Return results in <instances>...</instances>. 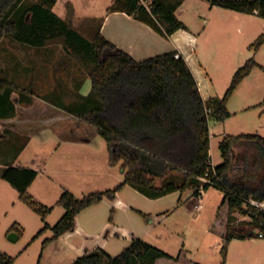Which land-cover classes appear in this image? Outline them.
Listing matches in <instances>:
<instances>
[{"label":"trees","instance_id":"obj_1","mask_svg":"<svg viewBox=\"0 0 264 264\" xmlns=\"http://www.w3.org/2000/svg\"><path fill=\"white\" fill-rule=\"evenodd\" d=\"M58 1L0 0V43L7 35L36 47L62 41L66 50L80 58L92 80V91L83 104L70 105L72 113L98 130L106 141L110 165L120 166L125 179L114 189L83 197L65 190L54 206H46L29 192L39 172L26 167H7L2 178L16 188L20 200L44 222L56 206L66 211L53 228L54 237L45 240L44 248L74 230L77 216L83 210L106 198L115 199L124 186H130L150 199L190 190L198 197L199 178L212 170L210 124L231 116L228 110L230 98L252 70L261 67L253 56L235 73L222 98L205 101L192 69L177 51L137 61L102 34L104 19L89 30L88 36L84 35L54 12ZM144 1H152L151 11ZM144 1L112 0L107 13H127L166 38L187 28L175 14L179 3L168 6L160 0ZM211 2L264 19V0ZM263 44L264 34L250 48L256 53ZM11 84L0 77V111L6 108L4 99L13 89ZM261 105L264 107V102ZM238 144L253 147L260 158L258 166L264 170V137L258 134L229 135L220 143L223 162L215 167L216 176L212 173V177L215 188L224 193V198L212 230H220L218 234L223 239V264L232 240L264 238V212L244 206V199L264 200V176L258 185L246 183L248 177L240 180L230 177L234 148ZM248 169L249 164H246L245 170ZM157 179H161V183H157ZM209 188L205 185L206 191ZM237 213L250 220L236 224ZM17 226L13 225L8 234H15L19 239L23 230ZM47 227L46 223L34 239ZM104 260L108 264H200L189 259L184 249L172 256L141 238L134 239L116 257L100 250L80 257L73 264H102ZM14 262L15 257L0 250V264Z\"/></svg>","mask_w":264,"mask_h":264},{"label":"crops","instance_id":"obj_2","mask_svg":"<svg viewBox=\"0 0 264 264\" xmlns=\"http://www.w3.org/2000/svg\"><path fill=\"white\" fill-rule=\"evenodd\" d=\"M160 1L168 6H175L179 3L175 14L187 26L186 29H180L166 38L149 25L127 13L108 14L107 10L112 0H59L54 12L74 29L83 28L85 25L83 29L90 30L95 27L96 21L104 19L101 27L102 34L137 61L177 51L186 59L192 69L205 101L222 98L229 89L226 90L219 86L216 80L217 75L212 72L215 60L220 59L217 56L218 49L228 45L248 46L250 57L248 56L246 62L254 56L261 67H255L230 98L228 110L231 116L225 121H212L210 124L211 165L217 167L222 164L223 158L220 154V161L214 162L212 150L213 147L215 150L220 148V143L226 136L258 134L255 131L257 124L259 125L257 119L251 117L250 119L253 120L249 124L243 115L247 111H256L257 108H262L259 116L264 117V107L261 105L264 100L258 103L259 100H262L261 98H264V92L260 84L253 80L257 69L264 71V61L261 60L264 44L256 53L250 48L264 34L258 33L256 29V25H260L264 19L256 14L241 13L213 5L211 0ZM11 44L13 46L7 47L13 51L10 52L12 53L10 54L11 60L14 61V64L10 65L11 70L5 69L8 61H0V68L3 71H1L0 77L5 80L9 73H12L15 78L23 77L18 72L21 63L25 64V60L32 61L33 65L48 63L46 55L50 52L52 45L58 43H48L43 47L31 46L18 41L11 42ZM201 44L206 53H199ZM22 50L28 51L26 54L29 58L21 56ZM42 54L44 56H40L38 59V56ZM65 63L66 60H62L58 70L63 90L59 92L57 101L42 97L35 92L19 90L12 83L13 89L7 93L4 99L6 108L0 111V144H8L6 142L9 140L8 133L25 138L24 149L31 147L34 139L39 142L32 150L34 153L26 157L28 160L25 164L23 163L25 158L21 160L22 154L17 149L14 148L13 152L5 151V149L4 151L0 150V177L2 178L7 167H26L37 170L39 175L29 188V192L43 204H48L44 197L50 193L52 197L56 193L60 198L62 193L68 190L77 197H80L79 195L83 197L91 193L114 189L125 179L122 172L123 176H120L114 171L116 167L120 166L110 165L107 145V157L101 153L103 148L100 139L102 137L98 130L72 113L70 107L72 103L83 104L91 97L92 80L86 70L79 75H74V72L65 73ZM68 80L73 82V95L71 89L68 88L70 83ZM244 85H247L246 91L241 94L239 91ZM58 86V84L55 85L56 88ZM65 100L66 102H64ZM250 125L256 126L251 128ZM45 145L50 147L46 149ZM239 145L235 146L234 151ZM245 171L244 166L241 179L248 177L251 173L244 174ZM44 175L48 180H44ZM5 182L11 185L9 182ZM157 183H161V179H157ZM246 183L250 184L248 181ZM212 188L214 187L208 189L205 196ZM13 189L16 191V196L14 194L10 202H13V207H18V215L11 221V225L7 226V228L9 227L7 235L13 225H18V229L23 230L22 236L28 226L38 234L47 223V229L36 239L47 234V231H52V235H49L47 239L53 238L55 235L53 228L56 225L51 226L48 219L57 207L64 210L62 216L66 212L65 209L56 206L45 223L37 213L20 200L16 188L13 187ZM11 191L13 193V190ZM192 194L191 190L185 193L177 191L159 199H150L134 188L124 186L115 199L106 198L101 203L83 210L77 216L74 230L53 240L45 248L43 247L44 240L38 264H73L80 257L100 250L105 251L111 257H116L136 238L144 239L156 246V242L164 238L160 227L170 215L186 211L192 218L195 213H201L205 209L202 204L199 206V202H196L197 197ZM171 197H175V200L170 203L165 202ZM248 219L250 218L248 217ZM205 234L209 241L214 238L211 227L206 230ZM11 236L16 235L12 234ZM19 239L16 238V240ZM211 246L209 249L213 251ZM216 246L217 249L222 250V238L217 240ZM16 260L17 257H15V262ZM104 262L106 261L104 260ZM194 262L223 264V258L221 255L220 258ZM225 264H264V238L232 240L228 247Z\"/></svg>","mask_w":264,"mask_h":264},{"label":"rangeland","instance_id":"obj_3","mask_svg":"<svg viewBox=\"0 0 264 264\" xmlns=\"http://www.w3.org/2000/svg\"><path fill=\"white\" fill-rule=\"evenodd\" d=\"M144 4L149 11L152 10V1H146ZM261 22L262 23L260 25H256L257 32L260 34L264 33V21ZM84 27L85 25L83 26V28ZM83 28L79 29V27H77L76 30L88 36L89 30ZM15 41L16 39H14L13 36L7 35L0 45V61H8V64L6 66L4 65L7 71L11 70V63L14 64V61L11 60L10 55L12 54L10 52L13 51L12 49H8L7 47L13 46L11 42L13 43ZM53 43L58 44L52 45L51 49L49 50L50 52H48L47 55L45 54L48 57V63H45L44 65H33L32 61L25 60V64L21 63L19 67V72L16 69L17 72L20 73L23 77L15 78L14 76H12V73H9V76L8 78H6V80H8L10 83H14L19 90L21 89L22 91L26 92H35L36 94L41 95L42 97H48L49 99L57 101V99L59 98V92H62L63 90L61 86L62 80L59 77L60 72L58 73L62 60H66V66L64 69L65 73L74 72V75H79L85 72L87 68L81 63L80 58L78 56L71 54L68 50H66V47L64 46V43L62 41H56ZM22 51L23 54L21 51L20 53L22 55L20 53L19 54L21 56H24V58H29V56H27L26 54V52L28 53V51ZM198 51L199 53H206V50L202 49V44L200 45ZM218 52L219 54H217V56L220 59L215 60V64L212 66V72L217 75L216 80L217 83H219V86L227 90L230 87L229 85H231L230 83L232 82L235 72L238 70V68L243 66L246 60L250 57V52L248 46L243 45L241 47L228 45L225 48L218 49ZM19 54L18 56H20ZM40 56L44 55H39L38 59L40 58ZM261 60L264 61V53L261 56ZM1 71L2 70L0 68V73ZM255 72L256 73H254L253 75V80L254 82L260 84L261 89L264 92V71L257 69V71ZM68 81H70V83L68 82V88L71 89L73 95V82L71 80ZM57 84L59 85L58 88L55 87V85ZM246 86L247 85L241 87V91H239V93L243 94V92L246 91ZM65 92L66 90L64 91V93ZM261 99L262 100H259L258 103H261L264 100V98ZM64 102H66V100ZM261 110L263 109L257 108L256 111H247L243 115V118H246L249 124L251 120L257 119L259 125L257 124V128L255 129V131H257L256 133L264 136V117L261 118L259 116ZM251 117H253V119H250ZM255 126L250 125L251 128ZM8 134L9 140L6 141L8 144H0V150L4 151L5 149V151L13 152L15 148L18 150V152L22 154L21 160L25 158V160H23V163H27L26 161L28 159L26 157L34 153V151L32 150H34V146H37L39 142L34 139L31 147L24 149L23 147L26 145L25 138L19 137L14 133ZM100 140L103 148V150L101 149V153L105 154V156L107 157L106 141L103 138H101ZM44 147L47 149L50 146L45 145ZM21 149H23V151H21ZM18 152L16 153L18 154ZM220 154V148L215 150L213 147L212 156L214 162L218 163L220 161ZM258 160H260V158L257 155V151L253 147H250L249 145L240 144L238 147H236L234 151V167L230 177L233 180H240V177L243 174V167L246 164H249V170L245 171L244 174L247 172H251L250 174L253 175L248 176L247 181L250 182V184L258 185V183L261 182V179H263L264 176L263 167L258 166ZM114 171L120 174V176H123L120 171V167H116ZM44 176V180H48L46 175ZM199 183V185H201L202 183L200 179ZM11 190H13V193ZM14 194L16 196L15 189H13L11 185L6 183L0 177V250L3 253H6L12 257H17L15 264H38L41 256L43 241L46 240L49 235H52V231H47V234H43V236L36 240L34 238L37 235V232H33L32 228H30L29 226L28 229H26L24 236H22L19 240H13L11 238L12 234L7 235V230L9 229V227L7 228V226L11 225V221L15 219V217L17 218L16 215H18V207H13V202H10L12 201L11 199L12 196L14 197ZM79 196L81 197L82 195ZM174 198L175 197H171L165 202L170 203L172 202V200H175ZM223 198L224 193L221 190L217 188H212L209 190L207 196H205V198L202 200V205L205 207V209L201 213H195L192 218L188 215V213H186V211H180L179 213L170 215L168 219L163 221V224L160 227L164 238L162 240L157 241L156 243L159 246H156L159 247L161 250L167 252L168 254L175 256L178 255L180 249L183 248L187 252L188 258L193 261L215 259L216 257L220 258V256L222 255L221 249H217L216 244L217 240L222 237L218 234L220 230H218V232H214L212 230V226L216 222V216L219 207L223 201ZM44 199L48 203H44L46 206H54L59 197L56 193L52 197L50 193L49 195L45 196ZM197 201L198 199L196 200V202ZM63 211L64 210L59 207L54 210V212L50 215L48 219V222L51 226H55L60 221V219L63 217ZM235 218L236 224H239L242 221L250 220L248 219V217L242 216L239 213L235 215ZM209 227H211L212 234L214 235V238H212L210 241L205 234L206 230H208ZM210 245H212L211 247L213 248V251L209 249ZM103 264L108 263L106 261L103 262Z\"/></svg>","mask_w":264,"mask_h":264},{"label":"built area","instance_id":"obj_4","mask_svg":"<svg viewBox=\"0 0 264 264\" xmlns=\"http://www.w3.org/2000/svg\"><path fill=\"white\" fill-rule=\"evenodd\" d=\"M144 3H145V1H144ZM212 173L216 176L215 167H212V170H209L203 177L199 178L202 182L201 185L199 186V189H198L199 195H198L197 199L199 202V206H201L202 200L204 199L206 192H207L205 189V185H208V186L214 187V188L216 186V183L212 177ZM244 206L246 208L253 207V208H256V209L264 212V200H257L254 198L244 199Z\"/></svg>","mask_w":264,"mask_h":264},{"label":"water","instance_id":"obj_5","mask_svg":"<svg viewBox=\"0 0 264 264\" xmlns=\"http://www.w3.org/2000/svg\"><path fill=\"white\" fill-rule=\"evenodd\" d=\"M15 236H11V238L13 239V240H16V238H14Z\"/></svg>","mask_w":264,"mask_h":264}]
</instances>
